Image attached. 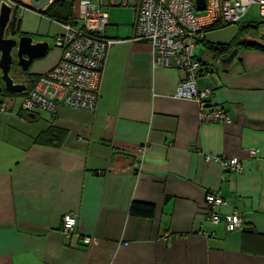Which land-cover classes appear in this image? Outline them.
Returning a JSON list of instances; mask_svg holds the SVG:
<instances>
[{"label":"crops","instance_id":"crops-1","mask_svg":"<svg viewBox=\"0 0 264 264\" xmlns=\"http://www.w3.org/2000/svg\"><path fill=\"white\" fill-rule=\"evenodd\" d=\"M91 1L114 41L95 111H0V264H264V51L239 46L224 63L229 54L206 44H230L238 28L225 41L210 32L198 39L196 87L231 119L201 123L197 103L175 96L184 73L154 68L150 45L130 40L133 11L118 14L121 0ZM45 10L22 9L17 35L44 41L50 31L53 42L62 29ZM46 56L20 82L34 84L61 50L50 44ZM207 155L237 158L242 171ZM209 193L225 203L218 214H239V229L206 219ZM133 203L151 205L153 216L131 215ZM66 213L77 217L70 238L61 233Z\"/></svg>","mask_w":264,"mask_h":264},{"label":"built area","instance_id":"built-area-1","mask_svg":"<svg viewBox=\"0 0 264 264\" xmlns=\"http://www.w3.org/2000/svg\"><path fill=\"white\" fill-rule=\"evenodd\" d=\"M195 1L134 0L131 5L133 21L130 40L144 41L150 45L154 68H175L184 73L175 96L197 103L201 123L230 124L231 119L223 109L210 105L211 91L196 87V79L203 71L201 62L195 56V47L198 39L204 35V29L215 24L237 25L253 5L257 7L258 16L264 19V0H205L202 11L196 10ZM3 2L11 7L16 6L11 0H0V5ZM120 5L128 7L129 0H121ZM12 22H17L13 13ZM107 26L106 13L91 0H80L73 21L61 24V32L53 37L54 46L61 50L60 60L54 68L36 78L34 86L23 95L19 111L55 113L59 106H64L94 112L106 57L114 44L113 40L103 35ZM7 34H10L8 29ZM6 109V104L1 101L0 111ZM257 154L255 149L249 151L250 158ZM205 161L217 162L223 170L242 171L237 158L222 159L207 155ZM205 204L206 219L212 225L223 221L227 232L241 227L239 214L217 213V207L225 204L219 195L206 194ZM76 218L72 213L62 216L61 233L65 238L74 234ZM91 242L90 237L82 238L86 247Z\"/></svg>","mask_w":264,"mask_h":264},{"label":"water","instance_id":"water-1","mask_svg":"<svg viewBox=\"0 0 264 264\" xmlns=\"http://www.w3.org/2000/svg\"><path fill=\"white\" fill-rule=\"evenodd\" d=\"M53 0H31L34 10H45L52 3ZM196 10L202 11L204 9L205 0H196ZM12 8L6 4L0 5V103L3 91L11 95H21L26 92L27 87L25 83L15 82L11 75L13 65L25 73L30 68L34 60L44 58L49 49L47 41H34V39L27 34H21L17 37H5L7 27L11 20ZM238 50L234 49L229 56L223 60L224 63H229L236 56Z\"/></svg>","mask_w":264,"mask_h":264},{"label":"trees","instance_id":"trees-1","mask_svg":"<svg viewBox=\"0 0 264 264\" xmlns=\"http://www.w3.org/2000/svg\"><path fill=\"white\" fill-rule=\"evenodd\" d=\"M43 16L47 17L48 19L58 23V24H66L71 23L73 21V9H72V0H53L52 3L49 5V7L42 13ZM262 19V18H261ZM264 21V19H263ZM260 23H246L239 26L238 34L231 42L230 44H206V48L214 53H225L230 54L233 48H237L239 46H243L249 49H255V50H261L264 51V35H259L258 28ZM239 25V24H238ZM227 25H219L215 24L213 26H210L206 29H204V34L208 33L212 30L223 28ZM17 28V22H12L8 25L7 29L14 33ZM250 32L257 37L256 40H261V42H240L242 37L250 34ZM199 42V40H198ZM15 67V70L20 71L16 65H13ZM12 67V68H13ZM21 72V71H20ZM22 73V72H21ZM34 83V82H33ZM27 91H29L34 84H31V86H27ZM7 95L12 96L8 92H6ZM3 96V94H2ZM17 96V95H14ZM129 213L133 216H141V217H152L154 213V208L151 205L148 204H137L133 203L129 208Z\"/></svg>","mask_w":264,"mask_h":264},{"label":"rangeland","instance_id":"rangeland-1","mask_svg":"<svg viewBox=\"0 0 264 264\" xmlns=\"http://www.w3.org/2000/svg\"><path fill=\"white\" fill-rule=\"evenodd\" d=\"M11 2H13L16 5V7L17 6H19V7L23 6V7L29 8V7L32 6L31 0H11ZM79 2H80V0H72V9H73L74 15H77ZM118 2H119V0H112V3H114V4H117ZM127 10H131V12H132V9L130 7H126V6L123 7L122 6V7H117L116 8V12L118 14H121V15L127 13ZM21 12H22V9L17 10V19L20 18ZM241 22H243V23H260L258 32L262 33V31L264 30V21H263V19L259 18L258 14H257V7L255 5L251 6L248 9V11L242 17V20L240 21V23ZM237 28L239 29L238 24L237 25H228V26H225L223 28L210 31L211 38H214V40H212V41L221 42V41H225L226 39H229V37L231 35L235 34ZM15 33L17 35V33H18L17 30H15ZM5 37H9V34L6 33ZM243 38L246 41L250 40L251 38L252 39H257V37L254 36L251 32H250V34H247V35L243 36ZM33 39L35 41L36 39H39V38L38 37H34ZM43 40L47 41L49 43V46H50V44H51V46H53V44H54L52 42L51 38H50V31H49V34L44 36ZM202 48H203V45L199 44L196 47L195 52H199ZM234 49H237V48H233L232 51ZM45 57H47V56H45ZM45 57L42 58V59H39V60H34L32 62V64H31L30 68L28 69V71L25 72V73H21L20 71L15 70V67H13L12 70H11V75L14 78L15 82L24 81L25 80L24 76L29 75V72L35 71L38 68L37 67L38 64H39L38 62L43 60V59H45ZM0 85H2L1 81H0ZM2 94H3V96H1L2 103L7 104V105L14 104L16 106H20L21 99H22L21 96L17 95V96L11 97L10 95H7L6 91H3Z\"/></svg>","mask_w":264,"mask_h":264},{"label":"flooded vegetation","instance_id":"flooded-vegetation-1","mask_svg":"<svg viewBox=\"0 0 264 264\" xmlns=\"http://www.w3.org/2000/svg\"><path fill=\"white\" fill-rule=\"evenodd\" d=\"M4 3V2H3ZM10 6V5H9ZM11 7V6H10ZM16 7V6H15ZM15 7H11L12 8V12H13V14H16V11L18 10V9H24V8H26V7H19V6H17L16 8ZM29 9H32V8H30L29 7ZM33 10V9H32ZM18 20V19H17ZM18 24V23H17ZM17 30V29H16ZM18 35H16V33L14 32V33H11L10 32V34H9V37H17Z\"/></svg>","mask_w":264,"mask_h":264}]
</instances>
